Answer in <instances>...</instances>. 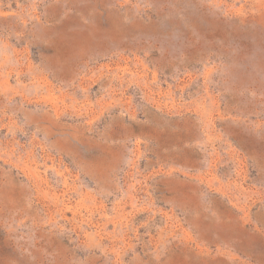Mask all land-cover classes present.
<instances>
[{"label": "rangeland", "instance_id": "rangeland-1", "mask_svg": "<svg viewBox=\"0 0 264 264\" xmlns=\"http://www.w3.org/2000/svg\"><path fill=\"white\" fill-rule=\"evenodd\" d=\"M0 264H264V0H0Z\"/></svg>", "mask_w": 264, "mask_h": 264}]
</instances>
